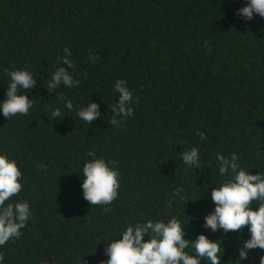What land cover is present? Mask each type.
Segmentation results:
<instances>
[{"label":"trees","instance_id":"16d2710c","mask_svg":"<svg viewBox=\"0 0 264 264\" xmlns=\"http://www.w3.org/2000/svg\"><path fill=\"white\" fill-rule=\"evenodd\" d=\"M246 3L0 0V102L10 72L28 70L36 79L26 92L33 100L27 115L6 118L0 111V153L22 172V190L6 204L27 200L31 211L22 235L0 246V264H100L127 226L172 217L190 241L200 233L221 240V264H260L262 249L239 257L247 226L239 233L204 227L215 207L211 190L227 178L218 153H236L240 168L264 176V18L238 14ZM65 48L73 69L63 65ZM61 66L80 83L50 93ZM120 79L132 94L133 114L113 126ZM90 102L100 112L91 125L78 116ZM55 108L62 118L52 117ZM193 147L199 167L182 159ZM89 151L117 162L120 187L110 205L83 197ZM178 188L183 199L174 195Z\"/></svg>","mask_w":264,"mask_h":264},{"label":"clouds","instance_id":"9594fccd","mask_svg":"<svg viewBox=\"0 0 264 264\" xmlns=\"http://www.w3.org/2000/svg\"><path fill=\"white\" fill-rule=\"evenodd\" d=\"M257 14L264 18V0H247L245 6L238 10V14L245 19H252ZM207 45L208 42L205 41ZM211 52V46H208ZM63 65L68 69L75 68V64L68 58L71 55L69 48L64 49ZM98 57H92L93 63ZM10 84L6 90V99L0 102V111L3 116L9 118L17 114L27 115L33 107V100L26 92L35 87L36 79L28 70H15L9 73ZM80 83L65 67L61 66L52 74L47 85L51 93L58 86L75 87ZM115 90L119 93L118 102L113 105V116L108 123L119 126L121 119L133 114L131 104L133 97L122 79L115 82ZM24 89L21 93L19 90ZM65 107L73 110V103L66 99ZM53 118L61 117V109L52 110ZM78 116L89 125L99 116L98 104L90 102L86 107L78 111ZM203 140L205 134L199 132ZM91 159L84 163L82 168L83 197L90 205H110L118 196L120 187L119 170L116 161H106L97 158L94 151H89ZM183 161L189 167H199V151L196 147L182 153ZM220 162L219 172L225 178L219 187L211 190V199L215 205L214 211L204 217V227L213 232L222 229L225 233H239L247 226L250 237L243 242L238 250L240 259H247L249 250H264V176L259 173L251 174L237 163L236 153L230 158L217 154ZM111 165V166H110ZM41 168L46 166H40ZM231 173V176L228 174ZM22 172L14 159H10L6 153H0V246L5 245L10 239L19 238L21 229L25 228L31 216L27 200L8 202L17 196L22 190ZM182 189H176L174 195L180 196ZM183 199L182 196H180ZM254 201L258 205L253 208ZM171 204V201L169 202ZM108 211V208H105ZM145 234L148 239L145 240ZM194 249L195 255L188 254L185 250ZM221 240H211L205 234L200 233L194 240L185 238L184 226L177 217H172L168 222L163 220L146 223H136L127 226L118 239L110 240L104 249L107 256L100 264H200L202 258L210 261V264H221L222 254ZM4 256L0 253V262ZM239 264V261H235ZM260 264H264V255L260 257Z\"/></svg>","mask_w":264,"mask_h":264}]
</instances>
